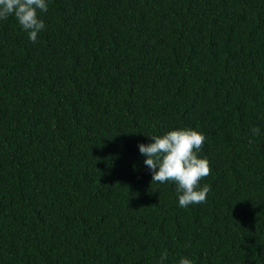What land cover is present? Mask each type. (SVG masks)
<instances>
[{"label": "trees", "instance_id": "obj_1", "mask_svg": "<svg viewBox=\"0 0 264 264\" xmlns=\"http://www.w3.org/2000/svg\"><path fill=\"white\" fill-rule=\"evenodd\" d=\"M0 22V264H264V0H51ZM206 137L202 204L137 145ZM259 129L258 132L252 130Z\"/></svg>", "mask_w": 264, "mask_h": 264}, {"label": "clouds", "instance_id": "obj_2", "mask_svg": "<svg viewBox=\"0 0 264 264\" xmlns=\"http://www.w3.org/2000/svg\"><path fill=\"white\" fill-rule=\"evenodd\" d=\"M51 0H0V22L14 18L19 28L36 43L39 34L45 30L42 14L48 12ZM253 132L259 129L254 128ZM150 143L137 145L143 164L151 175V183L175 185L178 206L202 204L210 192V185L201 186L202 178L210 174V164L200 156L206 137L192 128H176L147 137ZM167 251L161 252L156 264H167ZM176 264H194V261L180 255Z\"/></svg>", "mask_w": 264, "mask_h": 264}]
</instances>
